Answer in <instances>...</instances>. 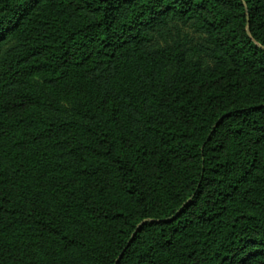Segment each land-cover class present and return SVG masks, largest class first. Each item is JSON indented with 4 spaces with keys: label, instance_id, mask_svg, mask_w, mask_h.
Masks as SVG:
<instances>
[{
    "label": "trees",
    "instance_id": "trees-1",
    "mask_svg": "<svg viewBox=\"0 0 264 264\" xmlns=\"http://www.w3.org/2000/svg\"><path fill=\"white\" fill-rule=\"evenodd\" d=\"M0 264H264V0H0Z\"/></svg>",
    "mask_w": 264,
    "mask_h": 264
},
{
    "label": "rangeland",
    "instance_id": "rangeland-1",
    "mask_svg": "<svg viewBox=\"0 0 264 264\" xmlns=\"http://www.w3.org/2000/svg\"><path fill=\"white\" fill-rule=\"evenodd\" d=\"M178 36L179 39L191 50L190 53L195 54V51L199 48V44L202 43V35L195 32L189 25L179 24L176 32L173 33ZM196 57L201 58V53L195 54Z\"/></svg>",
    "mask_w": 264,
    "mask_h": 264
}]
</instances>
